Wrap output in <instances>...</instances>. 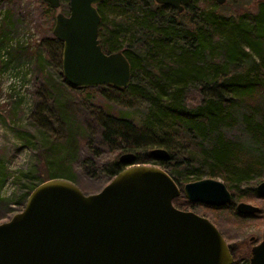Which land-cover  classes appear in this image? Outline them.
I'll use <instances>...</instances> for the list:
<instances>
[{
    "label": "trees",
    "instance_id": "1",
    "mask_svg": "<svg viewBox=\"0 0 264 264\" xmlns=\"http://www.w3.org/2000/svg\"><path fill=\"white\" fill-rule=\"evenodd\" d=\"M97 11L103 51H121L131 71L128 87L115 90L122 96L102 95L90 101L92 125L101 139L98 146L85 139L84 124H77L72 94L61 92L45 70V54L38 46L13 39L8 11L2 16L7 28L0 34L3 70L34 65L42 80L36 114L45 119L43 112L52 110L67 125L62 135L47 129L39 133L33 152L44 162L47 178L37 181L34 173L42 175L34 161L19 173L17 181L22 180L26 190L23 203L45 180L73 182L84 165L109 181L130 163L160 166L179 186L220 178L234 201L259 197L253 185L264 178V0H257L253 11L241 12L226 10L214 0H193L182 12L154 0H104ZM57 42L61 68L62 47ZM59 77L66 84L61 71ZM128 100L145 104L138 123L114 112L112 103L126 106ZM239 125L246 139L225 135ZM154 148L165 149L168 156L153 157ZM87 149L91 156L83 155ZM123 153L133 154L129 164L119 161ZM4 173L0 171V187L7 178ZM261 213L255 214L258 219ZM220 231L224 234L221 227Z\"/></svg>",
    "mask_w": 264,
    "mask_h": 264
},
{
    "label": "water",
    "instance_id": "2",
    "mask_svg": "<svg viewBox=\"0 0 264 264\" xmlns=\"http://www.w3.org/2000/svg\"><path fill=\"white\" fill-rule=\"evenodd\" d=\"M43 1L60 6V0ZM103 1L68 0L67 14L55 15L52 35L61 43V74L71 87L125 89L131 82L124 54L106 53L100 45L96 6ZM154 1L182 12L193 0ZM150 153L157 159L168 156L162 148ZM132 158L124 153L119 161L129 164ZM255 189L264 195V181ZM180 195L215 207L232 201L222 180L206 177L180 187L151 164L130 163L91 194L67 179L45 180L29 193L21 211L0 223V264H232L230 247L215 225L174 206ZM235 209L259 211L245 202ZM249 264H264V229Z\"/></svg>",
    "mask_w": 264,
    "mask_h": 264
},
{
    "label": "rangeland",
    "instance_id": "3",
    "mask_svg": "<svg viewBox=\"0 0 264 264\" xmlns=\"http://www.w3.org/2000/svg\"><path fill=\"white\" fill-rule=\"evenodd\" d=\"M257 0H226L225 8L229 11H253ZM199 4H205L200 1ZM10 16L9 26L13 39H18L26 46L41 49L45 54V70L51 75L53 83L63 93H71L73 103H75V115L77 124H84L82 132H86L85 139L91 141L92 145L101 144L98 129L92 125L89 114L90 101L95 103L102 95L122 96L109 86L83 87L69 89V85L62 83L59 77L61 68L59 67L60 58L58 55L59 45L52 35V27L56 13L68 12V0H61V6L53 9L43 0H4L0 1V34L6 30V23L2 22V16ZM6 22V21H5ZM28 57V54L26 55ZM0 62V171L7 177L4 184L0 187V223L7 221L10 217L21 211L24 207L25 188L21 187L24 182L17 181L19 173L26 170L31 162L36 164V170L42 175L38 178V173H34L37 181L47 178L44 162L38 161L33 149L39 145L38 135L41 131L55 132L62 135L67 125L61 120L57 112L48 110L43 112L45 119L36 114L37 97L40 80L35 74L34 65L13 69L6 67L3 70ZM30 69V70H29ZM26 70V75L22 73ZM51 81V82H52ZM190 104H194L196 95L191 94ZM128 99V98H127ZM126 99V100H127ZM121 106L113 104L114 112L120 111L132 118L135 122L143 117L145 104L141 100ZM88 126L85 129L84 126ZM225 135L234 140L242 141L246 139L241 126L226 130ZM85 144V143H84ZM83 144V145H84ZM124 154V153H123ZM83 155L91 156L89 149ZM121 155V154H120ZM118 155V157L120 156ZM33 171H31L32 173ZM73 182L81 189L84 194L96 193L108 182L95 168L84 165L74 173ZM221 180L220 178H216ZM264 181L258 180L253 185ZM26 183V182H25ZM23 188V189H22ZM26 201V200H25ZM235 203L245 202L260 208L261 218L255 215L253 218L239 219L234 213V204L224 208H211L203 205H195L193 210L199 214L210 216L213 221L222 228L228 237L227 241L233 250L235 262L233 264H245L254 242L261 240L264 229V197H250L236 199ZM187 204L184 198H179L175 204ZM253 238V240H251Z\"/></svg>",
    "mask_w": 264,
    "mask_h": 264
},
{
    "label": "flooded vegetation",
    "instance_id": "4",
    "mask_svg": "<svg viewBox=\"0 0 264 264\" xmlns=\"http://www.w3.org/2000/svg\"><path fill=\"white\" fill-rule=\"evenodd\" d=\"M102 3V2H101ZM100 4V3H99ZM60 6H61V0H60ZM59 6V7H60ZM51 7V6H50ZM97 7V6H96ZM54 9V8H53ZM57 14V13H56ZM54 20H55V18H54ZM101 20V19H100ZM181 187V186H180ZM232 194V193H231ZM257 195L259 196V197H264V195H261V194H259V193H257ZM179 198H184L182 195H180L179 197H177V198H175V199H179ZM174 199V200H175ZM185 199V198H184ZM174 200H173V204H174ZM186 200V202H187V204L185 203V205H183V204H178V205H175L174 204V206L176 207V208H178V209H180V210H183V211H192V212H194V213H196V214H198V215H200V216H202V217H205V218H207L211 223H213L214 225H215V227L219 230V232L221 233V235L223 236V238L225 239V241L227 242V244H228V241H227V239H226V237H225V235L220 231V228H219V226H217V224L213 221V219L212 218H210V216H205V215H203V214H199V213H197V212H195L194 210H193V207L195 206V205H197V204H199V205H203V206H205V207H211V208H224V207H227V206H229L230 204H234V208H235V206H236V204L237 203H235L234 202V200H233V194H232V201H231V203H228V204H226V205H223V206H219V207H215V206H208V205H204V204H201V203H199V202H191V201H188L187 199H185ZM235 210V214L237 213V215L238 216H240V217H242V218H253L254 216H255V214L256 213H258L259 211H260V208H259V211L258 212H256V213H253V214H240V213H238L237 211H236V209H234ZM261 239H262V237H261ZM251 240H253V238H251ZM259 241H261V240H259ZM259 241H257V242H254V244L252 245V247L255 245V244H257ZM229 245V244H228ZM229 247H230V245H229ZM251 247V248H252ZM230 250H231V253H232V256H233V250L231 249V247H230ZM251 250V249H250ZM249 257H250V253H249V255H248V261H246L247 262V264H249ZM235 262V260H234V256H233V263ZM232 263V264H233Z\"/></svg>",
    "mask_w": 264,
    "mask_h": 264
}]
</instances>
